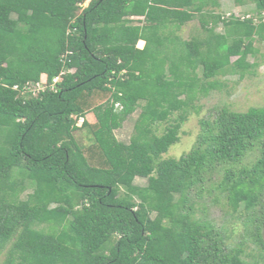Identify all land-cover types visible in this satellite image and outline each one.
Returning <instances> with one entry per match:
<instances>
[{
  "label": "trees",
  "instance_id": "trees-1",
  "mask_svg": "<svg viewBox=\"0 0 264 264\" xmlns=\"http://www.w3.org/2000/svg\"><path fill=\"white\" fill-rule=\"evenodd\" d=\"M85 1L0 0V264H264V106L219 108L189 151L162 158L204 80L256 65L245 60L262 19L203 9L218 0ZM252 1L264 15V0ZM196 13L207 36L172 32ZM219 21L226 33L214 32ZM27 82L46 88L22 92ZM206 196L243 218L234 247L206 217ZM248 242L259 261L244 259Z\"/></svg>",
  "mask_w": 264,
  "mask_h": 264
},
{
  "label": "rangeland",
  "instance_id": "rangeland-1",
  "mask_svg": "<svg viewBox=\"0 0 264 264\" xmlns=\"http://www.w3.org/2000/svg\"><path fill=\"white\" fill-rule=\"evenodd\" d=\"M219 5L211 7L206 6L203 9H211L213 14L220 15L224 20H229L232 17L252 18L253 23H257L262 19L264 22V15L259 14L252 0H218ZM199 14L196 13L193 20L178 26H170L172 32L178 35L183 40L191 39L192 37L203 38L207 36V32L200 27ZM209 26L211 25V18L207 16ZM229 27L223 25L222 22L214 28L215 33H226ZM264 32V29H263ZM252 48L255 54H248L245 63L249 66L256 63L255 66L244 69L243 75L240 73L224 72L215 77L205 81L207 90L198 93L191 102L188 108L185 121L181 124L179 129V139L176 143L171 145L162 158H178L183 153L189 151L195 144L198 134L200 132V120H213L216 112L221 107H226L233 111H245L249 107L264 106V38L255 36L252 42ZM236 59V56L231 58V61ZM199 77L200 70H197ZM106 97H101L94 101L95 104L103 103ZM140 103H142L140 101ZM140 109L136 108L131 113L122 125L114 130V134L119 141L128 142L133 132L134 122L139 114ZM176 116L174 113L171 117ZM90 120H93L92 114L89 115ZM79 120V119H78ZM77 120V124L80 125ZM167 122L157 124V133H161ZM75 138L78 143L86 148L91 145L92 140L89 133L85 131H75ZM136 185H144L145 178L136 177ZM32 191V187L27 186L23 191L19 192L17 198L24 199L28 193ZM206 217L213 222V224L226 235V243L229 247H234L240 240V235L243 233L244 226L241 224L243 218L236 219L228 210L229 207L222 201L220 204H210L208 197H205ZM199 210L202 209V203L197 204ZM228 211V212H226ZM202 216V212L198 215ZM244 216V215H243ZM242 216V217H243ZM250 242L244 246L243 257L248 262H253L255 259L259 261L256 256L257 250ZM5 258V252L0 254V262ZM261 262V261H260Z\"/></svg>",
  "mask_w": 264,
  "mask_h": 264
},
{
  "label": "built area",
  "instance_id": "built-area-1",
  "mask_svg": "<svg viewBox=\"0 0 264 264\" xmlns=\"http://www.w3.org/2000/svg\"><path fill=\"white\" fill-rule=\"evenodd\" d=\"M87 4V2H84L83 3V6H85ZM126 73V70H122L121 73L119 75L123 76V74ZM62 79L61 75H58L56 77L53 78L52 80V84L49 86L51 89L53 88V84L60 81ZM107 86L111 87L112 89H114L110 83L107 84ZM14 89H19V87L17 85H14L13 86ZM46 88V85L43 84L42 82H36V83H31V82H27L25 83L21 89H22V92H24L25 90H29L31 91L33 94H35L36 92H39L41 90H44ZM115 107L116 108H121V104L119 102H115L114 103ZM82 122V118H79L78 122ZM79 122V123H80ZM78 125V124H77Z\"/></svg>",
  "mask_w": 264,
  "mask_h": 264
},
{
  "label": "crops",
  "instance_id": "crops-1",
  "mask_svg": "<svg viewBox=\"0 0 264 264\" xmlns=\"http://www.w3.org/2000/svg\"><path fill=\"white\" fill-rule=\"evenodd\" d=\"M90 0H86L85 2H89ZM126 19L130 21V25H143V16H137V15H130L127 16ZM144 47V40L139 39L136 43V48L142 49Z\"/></svg>",
  "mask_w": 264,
  "mask_h": 264
}]
</instances>
